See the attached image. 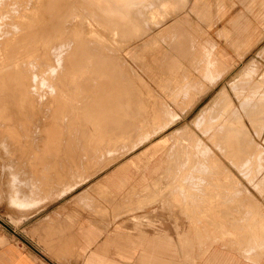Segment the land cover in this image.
<instances>
[{
    "label": "rangeland",
    "instance_id": "obj_1",
    "mask_svg": "<svg viewBox=\"0 0 264 264\" xmlns=\"http://www.w3.org/2000/svg\"><path fill=\"white\" fill-rule=\"evenodd\" d=\"M46 1L50 14L45 9L40 26L39 17L25 20L36 0H0V237L36 243L63 264L94 254L149 264L143 245L130 241L149 230L159 238L156 264H264L263 249L245 252L249 228L264 223V0L147 1L130 8L132 23L121 28L77 5L60 27L51 25L57 36L30 38L49 33L48 22L63 11ZM247 67L255 71L242 77ZM55 90L77 114L71 123L42 120ZM94 103L122 113L119 123L110 118L116 129L92 116ZM195 149L208 150L195 157ZM188 158L208 162L197 172L223 186L179 195L190 188Z\"/></svg>",
    "mask_w": 264,
    "mask_h": 264
},
{
    "label": "bare ground",
    "instance_id": "obj_2",
    "mask_svg": "<svg viewBox=\"0 0 264 264\" xmlns=\"http://www.w3.org/2000/svg\"><path fill=\"white\" fill-rule=\"evenodd\" d=\"M32 1V0H31ZM34 1V0H33ZM59 3H60V5L59 6H61V7H59L60 9H63V11L61 12V10H59V12H61V13H59V15L58 14H56L57 16L55 17L54 16V18H55V20L51 23V21L50 22H48V23H50V24H48V28H50V32L48 33L47 31L46 32H44V33H41L40 31H38L37 33L35 32V33H31V34H29V33H27V34H25V35H27L28 37H30V36H33V35H36V34H38L39 36H43V37H50V36H54L55 35V32H53L51 29L54 27V26H56V28L59 26L58 24H61L63 21H61V20H63V18H67L68 16H66L69 12L71 13L72 12V9H75L76 8V6L77 5H82L83 7H87V8H90V9H92V10H97L99 13H101L102 14V16H103V18L105 19V20H107V21H109V22H111L112 23V21H114V19H116V23L115 24H113V25H115V26H119V28H121V27H124V26H129V24H131L132 22V15H131V12H130V8H132V10L134 11L135 9H137V7L140 5V4H142V3H144V2H147V1H149V2H151L153 5H158V2L156 3L155 2V0H57ZM162 1H164V0H162ZM161 1V2H162ZM182 1V0H181ZM45 2V3H44ZM46 0H36V2L31 6L32 8L31 9H29V12H28V15L29 16H27L26 15V19L25 20H31V22H32V20H35L36 21V18L38 19V17H39V25L40 26H42L44 23H46V22H44V20H43V18H44V15L46 14V13H48L47 15H49L50 13H49V11H48V8L46 9L45 7H44V4H46ZM161 2H160V4H161ZM189 2V1H188ZM187 2V3H188ZM49 3V2H48ZM110 3V4H109ZM163 3L164 2H162V6H163ZM186 3V4H187ZM28 4V3H27ZM159 4V5H160ZM31 5V4H30ZM75 5V6H74ZM108 5H111V6H114V7H116V8H109L108 7ZM146 5H148V4H146ZM145 5V6H146ZM29 6V5H28ZM46 6H47V4H46ZM48 6H49V4H48ZM74 6V7H73ZM184 6H185V4H184ZM21 7V6H20ZM19 7V8H20ZM58 7V6H57ZM147 7V6H146ZM159 7V6H158ZM29 8V7H28ZM27 8V9H28ZM45 9L47 10V12L45 11ZM49 9H50V7H49ZM141 9V8H140ZM46 12V13H45ZM53 12V11H52ZM56 13V12H55ZM58 13V12H57ZM20 15H22V14H20ZM46 15V16H47ZM52 15V14H51ZM51 15H50V17H51ZM25 17V16H24ZM24 17H22V20L24 19ZM48 17V16H47ZM50 17H49V19H50ZM12 18V17H11ZM51 18H53V15H52V17ZM12 20V19H11ZM53 20V19H52ZM35 21H33V22H35ZM27 22V21H26ZM33 22L31 23V24H33ZM38 22V21H37ZM27 24V23H26ZM54 25L53 27H51V25ZM46 25V24H45ZM45 25H44V27H45ZM62 25V24H61ZM34 27V26H33ZM60 27V26H59ZM61 27H63V26H61ZM65 27V26H64ZM38 28V27H37ZM37 28H36V30H37ZM42 28V27H41ZM39 29L38 28V30H42V29ZM55 28V29H56ZM54 29V30H55ZM61 29V28H60ZM58 31V30H57ZM56 31V32H57ZM114 31V33H115V30H113ZM121 31V30H120ZM116 32H118V30H116ZM122 33V32H121ZM61 34V33H60ZM26 36V37H27ZM55 36H57V34L55 35ZM31 38V37H30ZM17 40H18V38H16ZM24 38H22L21 40H23ZM20 40V41H21ZM20 41H15V43H17V44H19V42ZM10 42V41H9ZM13 43V42H12ZM16 44V45H17ZM17 46H15V48H16ZM2 48V47H1ZM19 51H17V50H14V52L13 51H11V53L12 54H16V53H18ZM21 53H23V52H20V54ZM80 60V57H78V56H76V57H74V59L73 60ZM79 60H78V63H79ZM75 63H76V61H75ZM34 64V63H33ZM61 64V63H60ZM59 64V65H60ZM108 64V63H107ZM113 64V63H112ZM6 65V64H5ZM49 65V64H48ZM51 65V64H50ZM62 65V64H61ZM73 65V64H72ZM74 65H76V64H74ZM109 65V64H108ZM23 66V65H22ZM63 67V66H62ZM67 67V66H66ZM77 67H81L80 66V64L79 65H77V66H75V69H77ZM51 68V67H50ZM103 68H105V67H103ZM115 68V67H114ZM94 69V68H93ZM109 69H111V68H109ZM39 70V69H38ZM106 70H108V69H106ZM115 69H113V71H114ZM36 71V70H35ZM94 71H95V69H94ZM110 71H112V70H110ZM94 73V72H93ZM111 73V72H110ZM43 75H45L44 73H42ZM108 74V73H107ZM110 75V74H109ZM112 76H113V74H111ZM88 76V75H87ZM51 77V76H50ZM36 78V77H35ZM95 78V77H94ZM28 79V78H27ZM35 80V79H34ZM29 81V80H28ZM27 81V82H28ZM104 81V80H103ZM94 82V81H93ZM108 82H109V84H107V86H105L104 85V83L105 82H102V85H104V86H102L101 84V86L104 88V91H105V95L108 93V92H110L111 90H110V88L109 87H111V86H108V85H110V84H112V83H110L111 81L110 80H108ZM113 82V81H112ZM34 83H36V82H34ZM47 83V82H46ZM80 83V82H79ZM51 84V83H50ZM53 84V83H52ZM78 84V83H77ZM47 85V84H46ZM49 85V84H48ZM97 85V84H96ZM57 87V86H56ZM100 87V86H99ZM99 87L97 88V89H99ZM52 90H54V89H52ZM99 90H101V89H99ZM103 90V89H102ZM22 92V91H21ZM32 92V91H31ZM25 94V93H24ZM23 94V95H24ZM31 94H33V93H31ZM62 94H64L63 92H56V90L54 91V92H50V95H52L53 96V99L50 101V100H48V98H47V100H48V102H45V104L43 105V106H45V108L43 109L42 108V110H40L41 112H40V114H41V116H42V120L43 121H46V120H48L51 116H55V117H57L58 116V118H59V116H61V118L64 120L65 119V121L67 122V123H71V121H72V119L74 118V117H76L75 115H77V114H73V113H71L70 112V110L68 109L69 107H67L68 105H66V102L65 101H67V99H68V97L67 96H65V95H62ZM36 95V94H35ZM1 96V95H0ZM34 96V95H33ZM9 97V96H8ZM10 97H12V95L10 96ZM18 97V96H17ZM45 97V96H44ZM60 97H62L63 98V100H64V102L63 103H61V104H57V102H56V100L57 99H59ZM6 98H7V96H6ZM106 99H108L109 98V96H106L105 97ZM4 99H5V97H4ZM20 99H21V97H20ZM25 98H23V100H24ZM3 100V99H2ZM7 101H10V103H11V100H9V99H6ZM15 101V99H12V101ZM27 100V99H26ZM30 100V99H29ZM89 100V99H88ZM6 101V102H7ZM22 101V100H21ZM20 100H19V102H21ZM16 102H17V100H16ZM28 102V101H27ZM85 102V101H84ZM88 102H90V103H92L91 102V100L90 101H88ZM245 101H243V103H244ZM9 103V104H10ZM23 103H24V101H23ZM90 103H88L89 105H90ZM245 104V103H244ZM247 104H249V103H247ZM246 104V107H248V105ZM1 105V104H0ZM7 105V104H6ZM23 105V104H22ZM22 105H19V107L21 106V109L23 108L22 107ZM24 105H25V103H24ZM32 105V104H31ZM74 105H76V104H74ZM92 105H94V107H95V109H94V113H92V110H91V113H92V116H97V117H102L103 115V117H102V119L104 118V117H106V119H108V121L109 122H107V123H109V127L111 126L110 124L112 123V119H111V121H110V118H116V117H118V123H119V119L122 117V113L119 115V116H116L115 114H113V113H107V112H105V114H103L104 112L102 111V110H99L98 108H97V106H95V103L94 104H92ZM92 105L91 106H89V107H91V108H93L92 107ZM219 105V104H218ZM12 106V105H11ZM14 106V105H13ZM29 106V105H28ZM57 106V107H56ZM77 106V105H76ZM10 107V106H9ZM24 107H26V106H24ZM34 107V106H33ZM244 107V106H243ZM246 107H244V108H246ZM103 108H104V106H103ZM122 108H124V106L122 107ZM11 109V108H10ZM33 109V108H32ZM39 109V108H38ZM97 109V110H96ZM102 109V108H101ZM214 109H215V107H214ZM35 110V109H34ZM96 110V111H95ZM19 111V110H18ZM21 111V110H20ZM102 111V112H101ZM10 112V111H9ZM8 112V113H9ZM11 112H12V110H11ZM37 112H38V110H37ZM85 112H87V110L85 111ZM161 112V111H160ZM216 113L215 114H217L219 111H215ZM236 112V111H235ZM20 113H22V112H19V114L18 115H21ZM26 113H27V111H26ZM25 113V114H26ZM35 113V112H34ZM154 113V112H153ZM222 113V112H221ZM10 114V113H9ZM23 115H24V112L22 113ZM37 114V113H36ZM39 114V113H38ZM54 114V115H53ZM88 114V113H87ZM147 114V113H146ZM152 114V113H151ZM226 114V113H225ZM224 114V115H225ZM237 114V113H236ZM8 115V114H7ZM17 115V116H18ZM29 115H31V114H29ZM29 115H27V116H29ZM35 115V114H34ZM123 115L125 116V114L123 113ZM143 115V114H142ZM160 115V114H159ZM8 116H10V115H8ZM14 116H15V114H14ZM22 116V115H21ZM40 116V115H39ZM116 116V117H115ZM123 116V117H124ZM151 116V115H150ZM229 116V115H228ZM18 117H20V116H18ZM18 117L15 119V120H18ZM30 117V116H29ZM34 117H36V115L34 116ZM38 117V116H37ZM87 117V116H86ZM120 117V118H119ZM154 117H156V116H154ZM226 117V116H225ZM22 118H23V116H22ZM31 118H32V120H33V117L31 116ZM88 118V117H87ZM86 118V119H87ZM147 118V117H146ZM153 118V117H152ZM214 118V117H213ZM220 118V117H219ZM11 120H12V118H10ZM24 119H25V117H24ZM23 119V120H24ZM28 120L30 119V118H27ZM66 119H68L70 122H68ZM101 119V121H103ZM137 119H139V118H137ZM137 119H135L136 121H137ZM142 119H145V118H141V121H142ZM149 119V118H148ZM154 119V118H153ZM228 119V118H227ZM32 120H31V122H32ZM63 120H61V121H63ZM105 120V119H104ZM114 120H116V119H114ZM113 120V123H115V121ZM129 120V119H128ZM130 120H132V119H130ZM130 120L129 121H126V122H130ZM135 120H133L134 122L133 123H137V122H135ZM150 120V119H149ZM156 120V119H155ZM226 120V119H225ZM229 120V119H228ZM43 121H39V123L37 124V125H40V124H42L43 123ZM120 121H121V119H120ZM123 121V120H122ZM141 121H140V119L138 120V122L139 123H141ZM146 121V120H145ZM144 121V122H145ZM148 121V120H147ZM146 121V122H147ZM163 121V120H162ZM212 121V120H211ZM214 121V120H213ZM12 123H13V121H11ZM19 122H20V119H19ZM33 122H35V121H33ZM65 122V123H66ZM116 122V123H117ZM124 122H125V120H124ZM120 123V124H124L125 126H127L126 128H125V126H122L124 129H127L128 130V128H130V126L131 125H129V123L126 125V123ZM143 122V121H142ZM145 122V123H146ZM150 122V121H149ZM15 123V122H14ZM13 123V124H14ZM18 123V122H17ZM28 123H29V121H28ZM66 123V124H67ZM101 123H103V122H101ZM105 123V122H104ZM117 123V124H118ZM9 124V123H8ZM20 124V123H19ZM64 124V123H63ZM85 124V123H84ZM131 124V123H130ZM138 124V123H137ZM137 124H136V126H137ZM142 124V123H141ZM29 125V124H28ZM34 125V124H33ZM36 125V124H35ZM68 125V124H67ZM66 125V126H67ZM115 124H112V126H111V128L112 127H114L115 129H116V127L114 126ZM140 125V124H139ZM221 125V124H220ZM30 126V125H29ZM103 126H104V124H103ZM107 126V125H106ZM117 126V125H116ZM142 126V125H141ZM161 126V125H160ZM159 126V127H160ZM2 127V126H1ZM20 127V126H19ZM18 127V128H19ZM32 127V126H31ZM35 127V126H34ZM37 127V126H36ZM64 128H68V127H65V126H63ZM74 127V126H73ZM85 127V126H84ZM109 127H108V129H106V130H109ZM118 127H120L119 125H118ZM122 127H120L121 129H122ZM133 127V126H132ZM132 127L130 128V131L131 130H133V132H135L134 130L135 129H137L138 128V126L137 127H133V129H132ZM219 127L220 126H218L217 128L219 129ZM83 128V127H82ZM135 128V129H134ZM140 128V127H139ZM208 128V127H207ZM213 128H215V127H213ZM213 128H210V131H211V129H213ZM15 129V128H14ZM24 129H25V127H24ZM27 129V128H26ZM31 129H33V128H31ZM37 129H40L39 128V126L37 127ZM71 130H70V132H74V131H72V128H70ZM75 129H76V127H75ZM123 129V130H124ZM9 130H13V127H12V124L11 125H9ZM19 130V129H18ZM18 130L16 131V132H18ZM30 130V129H29ZM34 130H36V129H34ZM34 130H33V132H34ZM65 130V129H64ZM74 130V129H73ZM76 130H78V129H76ZM119 130V129H118ZM126 130V131H127ZM208 130H209V128H208ZM216 130L217 129H215V132H216ZM22 131V135H24L23 134V130H21ZM32 131V130H31ZM31 131H29V132H31ZM39 131V130H38ZM114 131V130H113ZM112 131V132H113ZM138 131H139V129H138ZM25 132V131H24ZM28 132V131H27ZM40 132V131H39ZM38 132V133H39ZM68 132V131H67ZM86 132V131H85ZM105 132V131H104ZM107 132V131H106ZM111 132V133H112ZM124 132H125V130H124ZM206 133H207V131H205ZM14 133V132H13ZM20 133V132H19ZM35 133H37V131H35ZM79 133V132H78ZM82 133H83V131H82ZM89 133V132H88ZM109 133V132H108ZM126 133V132H125ZM130 133H132V132H130ZM209 133V132H208ZM217 133V132H216ZM3 134V133H2ZM27 135H28V133H26ZM31 135L33 134L32 132L30 133ZM77 134V133H76ZM84 134V133H83ZM85 134H87V133H85ZM127 134H129V132H127ZM145 134V133H144ZM148 134V133H147ZM35 135V134H34ZM212 135V134H211ZM148 136H150V135H148ZM209 136V135H208ZM2 137V136H1ZM214 137H215V135H214ZM4 138V137H3ZM149 138V137H148ZM211 138H212V136H211ZM192 140V139H191ZM198 143V142H197ZM200 143V142H199ZM202 143V142H201ZM191 144V143H190ZM198 146V145H197ZM203 149V148H202ZM201 149V150H202ZM205 150V149H204ZM204 170V169H203ZM207 170V169H206Z\"/></svg>",
    "mask_w": 264,
    "mask_h": 264
},
{
    "label": "crops",
    "instance_id": "obj_3",
    "mask_svg": "<svg viewBox=\"0 0 264 264\" xmlns=\"http://www.w3.org/2000/svg\"><path fill=\"white\" fill-rule=\"evenodd\" d=\"M198 2V0H197ZM198 4V3H197ZM264 41V39H263ZM214 64V63H213ZM208 67V63L205 64ZM216 65V64H215ZM213 65V68H216V66ZM252 66V65H250ZM205 67V71L206 68ZM209 69V68H208ZM212 69V68H211ZM210 69V71H211ZM255 71V69H250L249 67H247L244 71V76L242 77H249L252 75V73ZM261 89V86L259 87V90ZM264 94V92H263ZM244 104V103H243ZM250 104V103H249ZM245 106V104L243 105ZM163 143H166L165 141ZM163 143H157L155 148H158L161 146V144ZM197 152L195 153V157L197 156H203V154H206L205 152L208 149L205 150H197L195 149ZM188 161V162H187ZM193 160H191V158H188L183 165H187L188 163H192ZM206 163H198L197 164V158L195 161H193L192 163V170L191 172L184 176V182L188 183L190 188H182L180 190V194L181 196H183L184 198H188V197H195L197 195V193H204L205 192V188H207L205 185L211 186L210 188L217 189L220 188V186L222 187L223 185L218 182V178H214L213 176H211V174H202V173H198L197 172V168L198 167H202L204 164ZM216 164H219L218 162H215ZM244 164V163H242ZM197 165V168H195ZM213 179V182H209L208 178ZM198 179V180H197ZM217 181V182H216ZM108 187V186H107ZM105 185V188H107ZM227 193V192H226ZM205 194V193H204ZM216 195H221L219 193H216ZM225 196H228V194H224ZM230 199V198H228ZM228 201H231L228 200ZM248 216H251V213H249V209H248ZM262 216H264V214H262ZM231 235L236 236L234 233H230ZM136 237H134V234L131 233V239L132 240H136L135 243L136 245H143V247L146 249V254H144L145 260L146 262H148L149 264H154L156 261V257L157 255L153 254L154 251H157L155 248V245L158 244L159 242V238H155L154 235L155 233L149 231V230H141V231H137L136 232ZM116 236H114V238L116 239ZM237 239V238H236ZM90 237H88V242L90 241ZM236 241V240H235ZM247 246L245 247V252L246 254H248V256H251L254 251L258 250V249H263L264 250V223L262 224V227L260 228V231L258 230H253L252 227L249 228L248 231V235H247ZM99 251V249L97 250ZM95 252V251H94ZM94 257L88 258V260L84 261V263L82 264H112V262H105L104 260H101L99 256H96V254L93 255ZM138 257L136 258V261L134 260V262H137ZM157 263V262H156ZM155 263V264H156ZM0 264H63L61 262H59L56 258L50 256L49 254H45L43 253L42 249L36 244V243H25V245H21V244H13V243H9V240L7 237H0ZM67 264V263H66ZM129 264H134L132 262V259L129 261Z\"/></svg>",
    "mask_w": 264,
    "mask_h": 264
}]
</instances>
